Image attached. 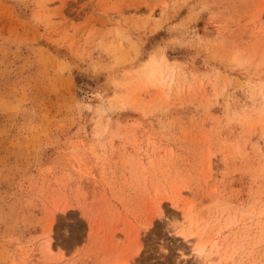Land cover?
Returning a JSON list of instances; mask_svg holds the SVG:
<instances>
[{
  "label": "rangeland",
  "instance_id": "obj_1",
  "mask_svg": "<svg viewBox=\"0 0 264 264\" xmlns=\"http://www.w3.org/2000/svg\"><path fill=\"white\" fill-rule=\"evenodd\" d=\"M0 264H264V0H0Z\"/></svg>",
  "mask_w": 264,
  "mask_h": 264
},
{
  "label": "bare ground",
  "instance_id": "obj_2",
  "mask_svg": "<svg viewBox=\"0 0 264 264\" xmlns=\"http://www.w3.org/2000/svg\"><path fill=\"white\" fill-rule=\"evenodd\" d=\"M161 79V78H159ZM177 230H179L183 236H185V238H187L188 236H193L194 233L191 232V230L189 229V233H186L187 232V226L182 225V226H179L177 228ZM195 253L198 255V256H203L206 254V242H202V243H199L197 244L196 248H195ZM207 255V254H206ZM205 255V256H206ZM197 256V257H198ZM200 260V259H199Z\"/></svg>",
  "mask_w": 264,
  "mask_h": 264
}]
</instances>
